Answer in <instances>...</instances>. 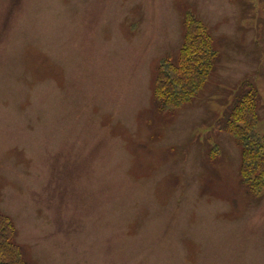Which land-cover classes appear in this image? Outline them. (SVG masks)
Instances as JSON below:
<instances>
[{"label": "rangeland", "instance_id": "1", "mask_svg": "<svg viewBox=\"0 0 264 264\" xmlns=\"http://www.w3.org/2000/svg\"><path fill=\"white\" fill-rule=\"evenodd\" d=\"M185 10L219 58L191 102L160 113L152 80ZM247 83L264 134V0H0V212L25 257L264 264V189L241 184L221 129Z\"/></svg>", "mask_w": 264, "mask_h": 264}, {"label": "trees", "instance_id": "2", "mask_svg": "<svg viewBox=\"0 0 264 264\" xmlns=\"http://www.w3.org/2000/svg\"><path fill=\"white\" fill-rule=\"evenodd\" d=\"M219 52L204 23L192 12L183 15L182 42L175 57H163L156 65L152 98L160 113L191 102L216 68ZM260 94L252 83L242 84L221 129L236 142L240 152L239 178L249 193L264 189V134L258 132ZM217 148L209 158L214 159ZM11 217L0 212V264H33L17 242Z\"/></svg>", "mask_w": 264, "mask_h": 264}]
</instances>
